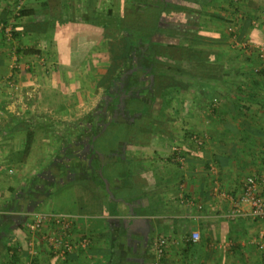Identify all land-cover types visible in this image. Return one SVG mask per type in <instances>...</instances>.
Listing matches in <instances>:
<instances>
[{"label":"crops","instance_id":"0c3cea01","mask_svg":"<svg viewBox=\"0 0 264 264\" xmlns=\"http://www.w3.org/2000/svg\"><path fill=\"white\" fill-rule=\"evenodd\" d=\"M218 1L221 9L209 12L206 24L200 19V25L231 37L201 43L198 48L210 52L206 56L213 60L185 62L190 74L183 75L182 81L173 76L166 94L169 119L183 115L184 130L170 127L167 138L178 136L176 142L185 147L184 173L154 137V131L164 132L167 123L151 122L150 143L137 141L131 151L127 144L119 154L92 151L97 123L88 122L94 121L95 105L114 73L97 69L94 52L74 71L55 67L56 17H78L81 12L84 16L94 5L95 15L105 18L115 4L121 8L123 0H0V22L14 28L12 39L0 32V264H27L34 257L37 264H155L152 245L160 235L168 238L163 264H264V221L226 217L232 197L242 194L243 180L264 176V72L254 70L264 59L234 40L243 29L241 38L264 42V0ZM256 18L257 27L251 25ZM105 42L102 39L96 46V50L109 48L110 59L104 64L123 66L126 60L121 54L128 41L121 37ZM14 53L24 66L14 85H6ZM127 107L120 114L124 118L110 119L106 127L134 124L142 111L132 113ZM80 127L85 132L81 136L76 135ZM193 134L203 138L201 146L193 141ZM74 147L84 148V158L94 166L68 172L75 178V205L52 212L78 216L76 235L88 237L90 243L63 259L42 236L53 231L49 223L41 235L30 234L25 224L34 212L51 211V186L44 178L52 172L53 178L65 176L64 161L69 165L78 159ZM117 158L129 163V171L105 180L102 191L89 175L108 172ZM129 176L136 186L134 194L129 193L133 189ZM183 182L185 195L202 203V210L181 199ZM216 188L230 197L218 194ZM195 231L200 238L194 241ZM11 246H18L15 258Z\"/></svg>","mask_w":264,"mask_h":264},{"label":"trees","instance_id":"16d2710c","mask_svg":"<svg viewBox=\"0 0 264 264\" xmlns=\"http://www.w3.org/2000/svg\"><path fill=\"white\" fill-rule=\"evenodd\" d=\"M232 2L233 0H231V4ZM208 4V0H129V5H122L117 13L112 8L109 9L105 18L99 13L95 15L94 5H91L84 16L66 18L64 14L63 17H56L52 39L55 67L62 71L78 69L102 39H117L124 30L148 36V52L144 56L140 55V60L150 61V65L148 64L150 69L147 74L151 76L150 84L152 83V88L149 91V94H152L151 103L157 98H161L163 105L168 85H172L173 76L180 77L179 79L182 81L183 75L188 76L190 74V70L186 69L185 62L198 64L205 59L213 60L206 56V53L209 54L210 52L199 49L196 44L194 46L191 42L228 40L231 37V35L220 32L205 30L199 23L192 22L190 15L195 12H203L201 9H204ZM66 11L69 12V9ZM66 11H62V13ZM250 24L251 22L248 23V26ZM242 30L239 33V38L244 34ZM164 34L181 37V44L168 45V43L165 44L158 39L155 40L156 36ZM128 107L132 113L142 111V115L136 117L132 125L129 123H110L105 129L94 130V140L90 146L92 151L105 155L115 152L119 154L125 150L123 144H127L131 151L137 141L150 143L152 125H149L151 123L145 120L151 112L149 111L150 105L140 98H134ZM80 150L81 152L74 150L80 160L76 159L72 163L69 161V165L68 163L62 164L66 173L65 176L62 174L53 178L52 172L50 177L53 179L48 178L50 180L48 181L44 178L47 186H51V211L53 212L67 210L66 205L69 206V209L75 205L73 196L75 178L69 177L68 172H77L82 166L86 170L94 166V163L89 166L88 160H84L85 149L81 148ZM112 161L114 162L109 165L108 169L110 170H107L108 172L103 171L101 175L97 173L92 176L89 175V178L102 191L105 190V180L111 181L129 171V163H125V160L117 158ZM95 163L96 165L99 164L97 160ZM86 172L84 171V173ZM127 181L133 184V189L129 193L134 194L136 186L133 179L129 176ZM126 186L127 184L125 189L128 187ZM9 250L14 252L11 258H15L18 246H11ZM34 260L37 264V258Z\"/></svg>","mask_w":264,"mask_h":264},{"label":"built area","instance_id":"2783aa9c","mask_svg":"<svg viewBox=\"0 0 264 264\" xmlns=\"http://www.w3.org/2000/svg\"><path fill=\"white\" fill-rule=\"evenodd\" d=\"M238 1V0H236ZM264 22V14L262 15ZM253 26H259V19L252 20ZM0 32L4 33L6 38L12 39L14 28L10 23L0 22ZM244 48L255 51L259 59H264V42L252 41L247 38L235 37ZM24 64L20 57L13 54L12 65L7 77L4 79L6 85H14V77L20 73ZM255 72H264V64L257 66ZM193 141L196 145L201 146L204 143L202 137L197 134L192 135ZM172 160L179 165L181 170L185 173L188 156L181 145H176L171 151ZM12 171V170H10ZM181 199L187 202V205L192 208L195 207L199 211L203 209L202 203H197L185 195V182L180 184ZM216 192L223 197H230L227 192H221L216 188ZM226 217L230 220L239 219L241 217H251L260 221H264V176L250 175L242 182V194L240 197H232V206L229 209ZM78 216L65 213H53L52 211H38L33 213V218L28 220L25 224L27 231L30 234H40L44 230V224L49 223L53 227L52 232H42L44 241L51 251L60 258H67L75 249H86L90 243L88 237L76 235V221ZM41 235V234H40ZM200 238L199 231L192 232L191 239L198 240ZM168 245V238L164 235L156 237L153 241V254L155 264H163L166 247ZM31 255L36 256L37 251L32 250ZM35 258V257H34ZM32 258L27 264H36Z\"/></svg>","mask_w":264,"mask_h":264},{"label":"rangeland","instance_id":"374dc122","mask_svg":"<svg viewBox=\"0 0 264 264\" xmlns=\"http://www.w3.org/2000/svg\"><path fill=\"white\" fill-rule=\"evenodd\" d=\"M123 1H124V3L126 2V4L129 5V0H123ZM208 1H209V4H208V6H206L204 8L203 12H199V13L195 12L192 15H190V19L192 20L193 23H199L200 24V22H201V24H206V21L208 19V16L210 15V13H214V11L221 9L219 7L221 2H219L218 0H211V1L208 0ZM112 6H113V3H112ZM112 9H113L114 12L117 13L118 10H119L118 4H115ZM203 15H205V16L208 15V16L207 17H202ZM80 16H83L82 12L80 13ZM200 19H201V21H200ZM213 24H215V23H213ZM226 35H228V34H226ZM121 37L122 38L124 37L129 43L128 49L126 51H123L122 54H121V59L122 60H124V59L126 60V62H125V64L123 66H118L116 68H112L113 66H111L109 64H106V65L104 64L105 63L104 60L110 59L109 58V48L106 49V50H96V48H95V50L93 51L94 52L93 60H94V57H95L96 58L95 64L97 65V69L102 68V70H103V68H108L109 71L107 73L108 74H113L114 73V77L110 81L111 83L109 82V84L106 86L104 92L103 93L101 92L102 94H100V98H99V100L97 102L98 104L95 105L96 106V109H95L96 115L93 116L94 119H92L94 121L93 122H91V121L88 122L89 124L95 123V122L97 123L95 125V127L93 126V131L92 132H94V130H99L100 128H102V129L105 128L107 123L111 121L109 119L111 113L108 116V113H106V109L108 107L107 103L110 101V98L113 96L112 89L114 88V84L119 81V79L123 76L124 73H125V75H129V71H131V74H130L131 76L134 73H136L135 63L140 61L139 66L140 67H146L145 69H143L141 71V72H143V75H147V78L144 81L146 86L143 87L141 90L137 91L138 93L135 92L131 96L130 95L127 96L125 98V106H128L130 101L134 100V98H140V99H142L143 101H145L146 103H148L150 105V110L149 109L148 110L151 111V112H150L149 116H147V118L145 119L147 122H149V123L152 122L153 124H155L157 126L158 125L163 126V125H165V123H167L168 126L167 125L165 126L166 130L163 128L164 132L160 131V134H159L158 131H156V132L154 131V137L158 138L159 141L164 145L163 153L166 156L169 155L168 153H170L172 151V148L174 146H176V145H181V147H183L184 150H185V147H184V145L182 143L176 142V141H180L178 136H176L177 138L175 137L176 139L174 137L172 138L170 136V138L172 139V140L170 139V141L167 138L168 137L167 134H169L168 129H170V127L171 128L172 127H177L180 130L181 129L184 130V127H183L184 126L183 115H179L180 117L177 116L176 117L177 119H171V120L169 119V116L167 115L166 110H167L168 106H170L171 104H169L167 97H166L163 105L161 103V98H157L155 101H153L151 103V98L150 97H151L152 94H149V91L152 88V83L150 84L151 76L147 74L148 73L147 71H149V69H150L149 68L150 61L149 60H147V61H141L140 60L141 59L140 55L144 56V54H147V52H148V47H147V44H148L147 40L149 39L148 36H142L140 34L132 32V31L124 30L122 32V34L117 39H119ZM157 39L159 41L164 42L165 44L168 43V45H170V44L180 45L181 41H182L181 37L168 36L167 34L156 36L155 40H157ZM105 40H106L105 43L107 44L109 39H105ZM113 40H116V39H113ZM191 43H193L194 46L196 44V46L199 47V45L201 43H203V42H198V43L191 42ZM106 44H104L105 47L103 45V48H106ZM119 48H120L119 45L116 44V51L118 53H119ZM92 53L90 55H92ZM100 58L102 60H100ZM100 61H101L102 65L99 64ZM50 69H53V68L50 67ZM91 71L94 72L93 68H91ZM140 94L142 96H140ZM165 102H166V104H165ZM125 106H124V108H125ZM104 112H105V114H104ZM120 118H124V115H122ZM174 120H176V121L174 122ZM112 121H114V120H112ZM84 124L86 125V122H84ZM178 125H180V127H178ZM171 132H172V130H171ZM82 134H85V132H84L83 128L80 127L78 129V133L76 135L81 136ZM152 135H153V133H152ZM183 136H184V134L181 137L183 138ZM74 148L77 149V147H74ZM77 150L81 152L80 149H77ZM84 160H86V159L84 158ZM64 163H67V161L66 162L64 161ZM48 178L52 179L51 177H48ZM48 178L46 177V180L50 181ZM185 187H186V184H185Z\"/></svg>","mask_w":264,"mask_h":264},{"label":"flooded vegetation","instance_id":"af4514ba","mask_svg":"<svg viewBox=\"0 0 264 264\" xmlns=\"http://www.w3.org/2000/svg\"><path fill=\"white\" fill-rule=\"evenodd\" d=\"M139 64L140 61L135 63L136 73H132V76L130 75L131 71H129L130 76L125 75L124 73L123 76L119 79V81L114 84V88L112 89L113 96L107 103L108 107L106 109V113H108V116L111 113L109 119H120V114H122V111L124 110L125 106V98L129 95L131 96L132 94L146 86L144 81L146 80L147 75H143V72H141L146 67H140ZM77 171H81V169Z\"/></svg>","mask_w":264,"mask_h":264}]
</instances>
